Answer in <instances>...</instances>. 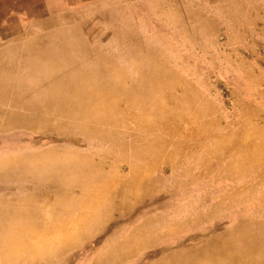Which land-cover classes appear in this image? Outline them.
<instances>
[{
  "label": "rangeland",
  "instance_id": "obj_1",
  "mask_svg": "<svg viewBox=\"0 0 264 264\" xmlns=\"http://www.w3.org/2000/svg\"><path fill=\"white\" fill-rule=\"evenodd\" d=\"M66 37L81 42L86 53L70 72L102 57L127 74L125 86L138 87L137 82L141 85L147 79L142 80L143 72L151 61L167 71L161 88L157 89L158 81H147L146 109L131 107L115 94L121 98L116 120L103 129L109 138L88 139L61 128L67 123L0 128L1 157L52 151L61 158L86 154L100 177L87 191L71 189L82 206L91 193L104 203L132 182L131 210H103L98 216L101 230L71 252L75 257L68 253V264H95L90 260L104 257L111 241H122L149 215L171 212L170 224L184 221L187 210H174L186 207L187 200L193 202L200 193L204 198L211 195L200 205L205 211L216 204L222 210L240 200L231 210L205 219L203 224L216 225L219 234L232 225L230 212L264 217V159L258 160L264 152V0H0V51L33 40L34 50L43 51L52 48L56 38ZM2 55L4 68L14 64L8 53ZM16 69L14 76H21ZM135 98L143 100L142 93ZM16 111L39 118L26 109ZM0 112L5 114L1 105ZM230 164L237 176L236 170L255 169L250 168L246 180L238 183L240 177L224 175ZM171 175L182 180L192 176L197 182L186 191L166 190L162 186ZM9 183H0V200L12 201L10 207L19 208L23 197H39L47 202L28 204L38 214L71 212L60 207L65 203L57 192L30 187L21 192L17 183ZM152 204L157 208L139 218L140 210ZM96 209L91 213L95 217ZM63 218L57 221L62 223ZM65 220L76 223L78 212ZM170 228L174 231L177 226ZM140 229L131 240L136 248L125 264H153L162 258L158 252L165 243L151 242L148 232Z\"/></svg>",
  "mask_w": 264,
  "mask_h": 264
},
{
  "label": "bare ground",
  "instance_id": "obj_2",
  "mask_svg": "<svg viewBox=\"0 0 264 264\" xmlns=\"http://www.w3.org/2000/svg\"><path fill=\"white\" fill-rule=\"evenodd\" d=\"M34 41L21 47H16L15 44L8 51H0V105L5 112H0V128L4 130H12L13 126L23 124L32 129L36 125L45 124L44 126L50 127L67 123L68 126L61 128L82 133L88 139L109 138L110 133L103 129L116 120L117 101L122 98L131 107L146 109L143 102L150 103V95L146 93L147 81H158L157 89L161 88L163 83L161 86L160 82L167 74L166 70L151 61L150 67L147 64L143 72V81L147 76L143 84L139 85L137 82L138 87L133 84L125 86L124 78L127 74L121 72L116 65L106 63L102 57L83 64L79 70L71 69L70 72L68 69L86 54L81 42L74 43L69 37L56 38L52 48L36 52L32 46L36 44ZM4 53H8L14 62L9 68H4ZM154 66L156 69L151 71ZM16 68L22 73L21 76H14ZM136 68L139 69V65L136 64ZM112 71L114 75L118 72L113 78ZM61 73L64 75L58 78ZM138 93H142L143 100L135 98ZM115 94H119L121 98ZM4 104L10 107L7 108ZM155 104L159 106L158 102ZM21 108L39 118L18 114L16 109ZM52 152L0 156V183L15 182L21 192H25L28 187L34 191L47 189L57 192L60 202L65 203L60 207L64 211L71 209L68 214H38L28 208L31 206L28 204L45 203L46 199L23 197L18 199L21 205L19 208L10 207L13 205L12 201L0 200V264H68V253L83 246L84 241L90 240L94 233L101 230L97 226L98 216L103 215V210L104 213L108 210H131L128 207V197L133 189L130 181L122 189L112 193L108 201L103 203L94 192L82 206L81 199L73 196L71 189L82 187L84 191L89 190L92 183L100 177L98 170L92 169L86 154H71L61 158L52 155ZM261 159H264V152L258 156V160ZM231 166L230 164V169H225L224 175L240 177L238 183L246 180L243 177H248L247 171L255 169L250 166L252 169L236 170L240 172L237 176ZM165 182L162 188L168 187L166 190L179 187L186 191L197 181L192 176L182 180L178 175H171ZM210 196L204 198L200 193L193 198V202L187 200L186 207H177L175 212L187 210L184 221H178L179 224L168 222L167 215L171 212L162 211L158 215L145 216L149 209L157 208L153 205L156 203L154 202L147 206L149 208L140 210L139 218L142 216L143 220L148 216L140 225L122 241H117L118 238L111 241L105 248L104 257H96L90 262L125 264L136 248L131 240L139 236L137 230L141 228L140 230L148 232L151 242L166 244L158 252L162 258L153 264H264V217L255 219L250 213L237 217L230 212L228 215L231 216L232 225L219 234L216 225L207 224L209 222L203 224L205 219L218 212L231 210L240 200L222 210L216 204L205 211L200 205L206 203ZM95 209L96 217L92 215ZM74 212H78V220L73 224L65 219ZM60 218L64 219L62 223L57 221ZM173 224L177 226L174 231L170 228Z\"/></svg>",
  "mask_w": 264,
  "mask_h": 264
},
{
  "label": "crops",
  "instance_id": "obj_3",
  "mask_svg": "<svg viewBox=\"0 0 264 264\" xmlns=\"http://www.w3.org/2000/svg\"><path fill=\"white\" fill-rule=\"evenodd\" d=\"M165 245H166V244H165ZM165 245H164V246H165ZM160 248H161V247H160ZM158 249H159V248H158Z\"/></svg>",
  "mask_w": 264,
  "mask_h": 264
}]
</instances>
